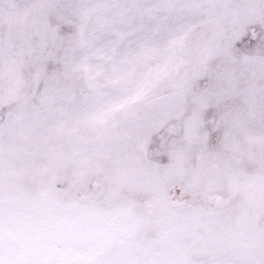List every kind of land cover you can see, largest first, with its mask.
<instances>
[{
    "label": "snow or ice",
    "instance_id": "snow-or-ice-1",
    "mask_svg": "<svg viewBox=\"0 0 264 264\" xmlns=\"http://www.w3.org/2000/svg\"><path fill=\"white\" fill-rule=\"evenodd\" d=\"M0 264H264V0H0Z\"/></svg>",
    "mask_w": 264,
    "mask_h": 264
}]
</instances>
